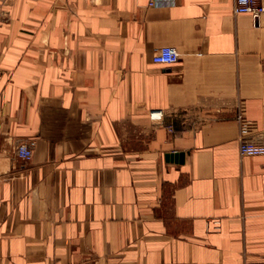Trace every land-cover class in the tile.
<instances>
[{"label":"crops","instance_id":"obj_1","mask_svg":"<svg viewBox=\"0 0 264 264\" xmlns=\"http://www.w3.org/2000/svg\"><path fill=\"white\" fill-rule=\"evenodd\" d=\"M149 1L0 0V264L264 262V16Z\"/></svg>","mask_w":264,"mask_h":264},{"label":"built area","instance_id":"obj_2","mask_svg":"<svg viewBox=\"0 0 264 264\" xmlns=\"http://www.w3.org/2000/svg\"><path fill=\"white\" fill-rule=\"evenodd\" d=\"M167 2L169 3L168 0ZM164 4L163 0H150L148 6L160 7ZM232 12L234 15L250 16L255 21L260 16H264V5L262 0H234ZM151 60L155 65L172 66L178 63L179 54L174 48L162 47L154 52ZM234 121L238 125L239 155L241 157H263L264 146L253 144L250 139L252 122L239 113L234 117ZM15 154L20 161L27 163L31 160L32 149L27 142H19L15 146ZM259 264H264V262Z\"/></svg>","mask_w":264,"mask_h":264},{"label":"water","instance_id":"obj_3","mask_svg":"<svg viewBox=\"0 0 264 264\" xmlns=\"http://www.w3.org/2000/svg\"><path fill=\"white\" fill-rule=\"evenodd\" d=\"M165 159L171 162L175 161V163H182L183 155L178 156L177 154H170L169 156H166Z\"/></svg>","mask_w":264,"mask_h":264}]
</instances>
